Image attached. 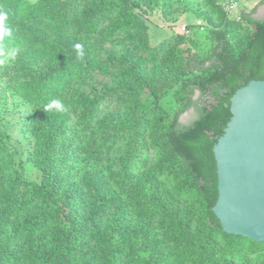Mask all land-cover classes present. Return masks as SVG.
<instances>
[{"label":"rangeland","instance_id":"374dc122","mask_svg":"<svg viewBox=\"0 0 264 264\" xmlns=\"http://www.w3.org/2000/svg\"><path fill=\"white\" fill-rule=\"evenodd\" d=\"M25 1L40 17L48 13L44 16L47 24L32 29L26 23L30 28L29 36H22L19 24L26 20L20 14L15 21L8 23L11 35L0 41V48L4 51L0 58L5 60L4 64H0V130L6 133L3 138L8 139L10 145L2 156L5 161L8 157L12 159V166L4 172L7 173L5 179L19 177L30 183L40 182L42 175V164L35 165L31 160L37 150L36 139L31 132L33 120L37 118L34 108L40 105L35 104L32 108L37 100L35 92L32 93V85L52 78L51 72L65 66L66 59L71 57L69 48L72 45L82 43L95 68L89 72L80 68L69 77L67 95L62 99L66 101L70 96L65 104L69 112L68 129L79 127V104L93 99L94 91L101 90L100 94L104 92L108 95L114 93L115 87L122 91H135L138 87L137 74H142L145 79L153 77L170 81L167 96L160 103L172 114L179 106L174 95L178 83L206 76L192 66V48L182 36L187 27L207 25L231 34L233 54L237 55L246 47L253 33V26L242 15L249 13L264 19V0ZM126 2L135 9V14L130 15L128 24L119 28L116 25L122 15L121 8L128 6ZM137 2L142 8L135 7ZM115 7L118 11L104 12ZM61 9L63 11L58 16H65L66 27L59 30L50 21V15ZM55 39L64 48L62 51L52 49L54 44L51 42ZM14 48L19 50L16 58L8 59ZM108 70L113 72L111 76L104 74ZM28 81L31 83L25 96L12 95L11 88ZM40 89L38 87L37 91ZM124 94L116 98L112 96L107 99L108 103L103 102L96 107L95 122L107 115L115 118L114 123L109 122L103 128L105 130H99L96 135L100 145L106 139L110 147L108 151L102 148V161L97 165L83 162L78 165L70 158L71 167L66 169L62 163L60 169V174H69L70 179L75 181L93 173H100L105 181L111 180L107 196L113 195L125 201V204L120 201L116 210L124 211L129 226L143 225L136 230L135 237L123 240L126 249L122 250L116 263L133 264L132 259H136L137 264H257L262 261L264 241L232 240L223 234L213 233L201 209L196 208L197 194L180 191L176 187L179 180L177 174L182 173V166L177 159H173L157 131L159 116L156 112L146 113L142 127L134 132L135 136L127 133L128 128H125L130 123L136 95L132 92ZM186 94L191 95L193 100L199 96L197 90ZM30 101L34 102L29 104ZM73 110L76 112H71ZM195 116V109L190 107L179 116V122L188 124ZM57 156L60 159L62 154ZM108 168L120 174L118 183L110 179L106 171ZM153 177L156 178L154 182L151 181ZM192 187L196 191V185ZM28 196L29 191H18L19 198ZM113 211L101 218L95 232L103 229ZM169 222L173 224L174 233L170 231ZM177 222H181L183 230L175 227ZM84 242L86 251L97 254L89 263L105 264L106 258L98 255L102 251L98 248L97 237L86 235ZM127 249L130 254H125Z\"/></svg>","mask_w":264,"mask_h":264},{"label":"trees","instance_id":"16d2710c","mask_svg":"<svg viewBox=\"0 0 264 264\" xmlns=\"http://www.w3.org/2000/svg\"><path fill=\"white\" fill-rule=\"evenodd\" d=\"M134 4L136 8H142L140 3ZM0 9L8 12L7 27L20 14L24 16L26 22H21L19 29L20 35L25 37L29 36L30 31L26 23L32 29L47 24L44 16L48 13L40 17L25 0H0ZM121 9L122 15L116 25L119 28L128 24L130 15L135 14V9L130 5ZM62 11L63 9L50 15V21L59 30L66 27L65 16H58ZM112 11L118 9L109 8L104 12L107 14ZM242 18L253 26V33L248 38L246 47L237 55L233 54L231 34L207 25L187 27L182 36L192 48V66L206 76L178 83L174 95L175 103L179 106L172 114L160 103L167 96L170 81L164 78L156 80L153 77L145 79L142 74H137L138 87L135 91H122L118 87L110 95L104 92L100 94L101 90L94 91L93 99H86L82 102L83 105L79 104V127L68 129L66 122L69 120V112L66 111L65 104L70 96L63 101V111L46 109V106L49 105L47 102L62 100L67 95L69 77L76 70L82 68L89 72L95 68L86 51L82 58L77 56L74 45L69 48L71 57L66 59L65 66L51 72L52 78L32 85V93L35 92L37 100L30 101L29 104L34 102L32 108L35 104L40 105L34 108L37 118L33 120L31 132L36 139L37 150L32 154L31 160L35 165L42 164V175L38 183H30L19 177L5 179L7 173L4 172L12 166V159L8 157L5 161L2 156L10 145L8 139L3 138L6 133L0 130V264H90V259L97 254L84 249L86 235L97 237L98 248L102 251L98 255L106 258L105 264L118 263L120 253L126 249L123 240L135 237L136 230L143 228V225L129 226L124 211L116 210V205L120 201L125 204V201L116 199L113 195L107 196L111 180L105 181L100 173H93L81 181H75L70 179L69 174H60V169L62 163L66 169L71 167L70 158L78 165L81 162L97 165L102 161V148L108 151L110 147L106 139L100 145L96 135L109 122L114 123L115 118L107 115L98 123L95 122L96 107L103 102L108 103L107 99L112 96L116 98L130 92L136 95V100L131 108L130 123L125 128H128L127 133L134 134L138 127H142L147 112H156L159 116L157 131L173 159H177L182 166V173L177 174L179 180L177 179L176 187L180 191L197 194L196 208L201 209L213 233L223 234L232 240H252L224 232L212 209L218 196L213 147L231 117L230 97L250 80H264V19L255 18L249 13L243 14ZM51 43L54 44L52 49L55 52L64 49L57 39ZM104 74L111 76L113 72L108 70ZM30 83L23 82L16 88H11L12 95L16 93L18 96H25ZM38 87L42 88L41 91H37ZM194 90L199 92V96L193 100L186 93ZM190 107L195 109L196 116L190 123L181 124L179 116ZM57 154H62L60 159ZM106 171L113 182H119V173L109 168ZM155 180L154 177L151 179L153 182ZM132 184L135 185V182ZM195 185L196 191L192 187ZM19 190L29 191V196L19 198ZM133 208L137 211L134 205ZM112 209L113 215L107 219L103 229L95 232L94 229L100 226L101 218ZM180 223H175V227L183 230ZM169 225L170 231L174 233L173 224L169 222ZM125 254H130V251L127 249ZM132 262L138 263L136 259H132ZM257 264H264V259Z\"/></svg>","mask_w":264,"mask_h":264},{"label":"water","instance_id":"95a60500","mask_svg":"<svg viewBox=\"0 0 264 264\" xmlns=\"http://www.w3.org/2000/svg\"><path fill=\"white\" fill-rule=\"evenodd\" d=\"M231 117L213 147L218 196L213 211L228 234L264 241V80L230 97Z\"/></svg>","mask_w":264,"mask_h":264},{"label":"clouds","instance_id":"9594fccd","mask_svg":"<svg viewBox=\"0 0 264 264\" xmlns=\"http://www.w3.org/2000/svg\"><path fill=\"white\" fill-rule=\"evenodd\" d=\"M8 20V12L6 10L0 9V41L4 39L5 36L11 35V29L7 27L6 21ZM78 57L84 56V45L82 43H77L74 45ZM18 49H12L8 54V59H15L18 53ZM4 54L3 48H0V57ZM5 60L0 58V64H4ZM47 108H55L59 111L64 110V103L60 99L52 100Z\"/></svg>","mask_w":264,"mask_h":264}]
</instances>
